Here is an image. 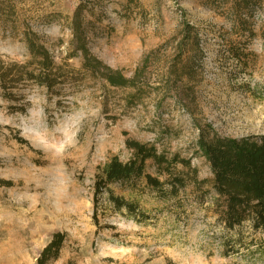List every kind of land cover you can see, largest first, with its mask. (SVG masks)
Listing matches in <instances>:
<instances>
[{"label": "rangeland", "instance_id": "374dc122", "mask_svg": "<svg viewBox=\"0 0 264 264\" xmlns=\"http://www.w3.org/2000/svg\"><path fill=\"white\" fill-rule=\"evenodd\" d=\"M11 1L57 64L81 66L80 56L67 58L65 24L81 3L86 20L100 16L86 30L91 52L125 75L182 19L198 29L202 55L190 94L147 89L127 104L130 90L86 75L50 92L34 83L15 90L17 98L0 91V264H38L57 231L65 233L62 247L44 264H264V230L248 222L226 227L209 193L203 200L199 193L161 199L150 189L111 184L115 194L138 200L144 222L114 211L106 191L96 205L93 196L98 167L113 156H132L127 138L177 154L199 179H210L195 121L209 122L222 136L264 133V0L239 16L223 0ZM28 58L20 36L0 24V61Z\"/></svg>", "mask_w": 264, "mask_h": 264}, {"label": "trees", "instance_id": "16d2710c", "mask_svg": "<svg viewBox=\"0 0 264 264\" xmlns=\"http://www.w3.org/2000/svg\"><path fill=\"white\" fill-rule=\"evenodd\" d=\"M223 1H230L228 10L239 16L242 11H250L260 0ZM84 10H87V4L81 3L71 16H65V24L71 32L67 58H81V66L75 69L65 61L57 64L38 33L21 21L15 3L0 0V24L9 33L20 36L29 55L23 62L0 61L2 96L17 98L14 91L29 83L44 86L50 92L62 82L77 81V75L98 79L104 86L130 90L125 101L127 104L139 101L148 92L147 89L161 87L162 90L178 92L180 88H186L190 94L202 55L196 27L182 19L169 38L145 52L132 72L125 75L122 70L110 67L91 52L86 30L100 20V16L95 15L94 21L86 20ZM89 12L94 16L92 10ZM152 78L157 82L155 87L150 85ZM195 124L198 130L196 145L209 165L210 179H199L196 168L190 165L189 160L178 159L177 154L167 156L152 143L127 138L125 145L133 151L132 156L125 161L113 156L98 167L94 175L95 205L98 195L106 191L114 211L125 209L127 216L144 222L147 215L138 200L115 194L109 187L111 184L129 190L150 189L161 199L179 200L180 195L199 193L203 200L209 193L217 219L226 227L248 222L254 229L264 230V133L222 136L209 122L195 121ZM149 166L153 172L148 171ZM205 185L208 187L205 188ZM93 220L98 225L95 212ZM64 237L65 233L54 232L41 250L37 263L44 264L57 258Z\"/></svg>", "mask_w": 264, "mask_h": 264}]
</instances>
